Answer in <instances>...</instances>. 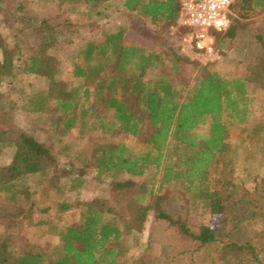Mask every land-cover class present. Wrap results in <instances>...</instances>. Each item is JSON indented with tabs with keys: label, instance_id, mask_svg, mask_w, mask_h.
Listing matches in <instances>:
<instances>
[{
	"label": "trees",
	"instance_id": "1",
	"mask_svg": "<svg viewBox=\"0 0 264 264\" xmlns=\"http://www.w3.org/2000/svg\"><path fill=\"white\" fill-rule=\"evenodd\" d=\"M44 1L65 2L74 15L88 20H101L119 3L133 21L150 25L156 46L147 48L129 40L126 25L86 24L104 31L86 39L74 35L79 25L71 27L76 22L46 19L27 26L24 46L16 34L10 43H3L0 88L4 83L8 89L14 86L32 129L49 137L39 140L0 108V156H10L0 164V222L5 202L15 205L18 213L28 204L32 213L35 201L27 198L26 188L16 186L27 177L59 195L77 194L88 173L106 175L113 178L116 190H129L131 195L123 200L125 216L105 199H91L81 209L78 223L57 231L58 243L48 252L15 247L13 236L0 232V264H118L138 244L149 211L192 242L185 252L191 264H264V235L239 241L233 231L240 219L264 217V198L260 203L250 198L247 182L237 173L247 170L253 177L248 182H255L261 159L256 161L254 155L262 153L264 159L260 146L264 117L251 120L249 91L252 86L264 92V35H253L257 49L240 74L223 73L213 61L198 64L191 78L182 73L184 63L197 62L181 51L188 30L177 24L181 0ZM262 12L264 0H232L227 27L211 30L216 51L225 56L238 49V37L249 19ZM65 46L71 52L62 62ZM72 81L76 84L70 85ZM73 128L81 137L90 136L91 142L75 148L62 143L61 135ZM120 134L139 138L140 146L132 148L115 139ZM55 146L67 156L73 153L79 165L74 168L76 175L57 172ZM241 151L247 153L243 159ZM170 189L178 191L181 200L176 214L164 206ZM51 207L63 214L74 204L56 200L41 210ZM190 208L218 217L217 224L193 230L182 213ZM151 248L147 243L139 253V264H150L141 260Z\"/></svg>",
	"mask_w": 264,
	"mask_h": 264
},
{
	"label": "rangeland",
	"instance_id": "2",
	"mask_svg": "<svg viewBox=\"0 0 264 264\" xmlns=\"http://www.w3.org/2000/svg\"><path fill=\"white\" fill-rule=\"evenodd\" d=\"M65 2L61 4L54 1L44 0H14L12 3L0 2V56L2 52V45L4 42L10 43L12 35H17L21 39L23 46L26 44L29 24H36L41 19H46L51 23H60L69 20L77 27L74 35L80 38L89 39L91 37L102 36L104 31L98 27H89L86 24L100 23L102 26H119L126 25L128 27L127 37L129 40L140 43L147 48H155L156 42L152 37V30L150 25L145 21H133L131 13L125 10L121 4L114 5L107 15L101 20L91 19L88 20L83 16H76L71 11ZM254 34L264 35V12L257 14L249 19L247 29L243 31L237 41L239 48L234 50L228 55L221 56L217 60V66L223 73L228 75L240 74L247 67V63L253 59V54L256 52L257 44L253 38ZM69 47L65 46L64 50L60 53L61 61L64 62L65 58L71 52ZM26 48H22L21 52H25ZM196 63H184L182 65V73L186 76L193 78L197 73V68L201 63L194 59ZM199 64V65H198ZM76 82L72 81L70 85ZM45 86V85H44ZM251 92L250 106L252 113L250 118L253 122L260 119V115L264 117V92L250 87ZM0 108L6 112V116L12 119L16 125L25 127L32 131L39 140H48L49 135L40 131L39 129H32L29 113L25 112L19 105L16 99V88L4 83L0 88ZM231 137H236V130L231 127ZM62 143H70L74 148L80 147L85 143H90V136H79L78 129L73 128L61 135ZM115 139L121 140L126 145L132 148L140 146L139 138L126 134H120ZM247 143V142H246ZM249 146V145H248ZM260 146L264 150V140L260 139ZM60 146H55L54 153L57 159V172L67 175H76L74 168L79 167L78 163L74 160L72 154L65 155L64 150ZM73 148V149H74ZM71 153V152H70ZM258 153V152H257ZM254 155L256 161L260 160L261 168L260 175L257 176L255 182L250 183L253 177L248 176V171L238 169L237 173L240 177L247 182V190L250 198L259 199V203L264 198V159L263 154ZM242 159L246 157V152H240ZM10 159L9 154L0 156V164L8 162ZM247 166V165H246ZM126 178V176L121 177ZM66 177L61 179V183H65ZM113 178L103 175L96 177L93 173H88L87 182L79 190L77 194L64 193L55 195L53 190H44L45 184H36L31 177H27L19 181L17 188H26L29 192L27 198L35 201L36 205L32 208V213L29 214L28 204L24 205L23 212L18 213V209L11 203H3L1 210L4 212V217L0 222V232L10 233L14 239L15 247L29 249L31 247H40L43 251H50L54 244L58 243L57 231L71 222L78 223L80 221V211L86 206L87 203L93 198H103L112 207H114L120 215H126V208L123 200L131 195L129 190H116ZM257 189V190H256ZM35 191V192H34ZM30 192H33L30 194ZM47 192V193H46ZM46 193V194H45ZM53 194V195H52ZM48 195L53 196L54 200H50ZM52 198V197H51ZM56 200L72 201L74 207L63 214L57 213L56 208L51 207L47 211H42V208L47 207L51 202ZM165 208L172 214H176L181 210V200L178 196V191L170 189L165 198ZM240 206V205H239ZM249 206V204H248ZM184 211V210H182ZM186 214L188 223L193 230H196L200 225L206 224L215 226L218 222V217L202 213L199 209H187L182 212ZM260 218V217H259ZM39 224V222H41ZM232 222V221H230ZM229 222V224H230ZM232 224V223H231ZM230 224V225H231ZM232 226V225H231ZM229 226V227H231ZM239 241L247 239H254L258 234L264 235V217L262 221L258 219H246L237 221V226L233 229ZM138 244L133 245L129 252L119 259L118 264H139V253L143 248L150 243L152 245L151 251L144 259V263L150 264H191L190 254L185 252L189 251L192 247V242L188 239L185 240L179 236L176 230L171 227L167 221L156 219L152 211H149L139 234L137 241ZM202 253V252H201ZM200 256V253L197 255ZM7 264H13L12 261Z\"/></svg>",
	"mask_w": 264,
	"mask_h": 264
},
{
	"label": "built area",
	"instance_id": "3",
	"mask_svg": "<svg viewBox=\"0 0 264 264\" xmlns=\"http://www.w3.org/2000/svg\"><path fill=\"white\" fill-rule=\"evenodd\" d=\"M232 0H181L177 24L187 28L181 51L201 63L220 58L214 48L211 30L220 31L228 25V8Z\"/></svg>",
	"mask_w": 264,
	"mask_h": 264
}]
</instances>
